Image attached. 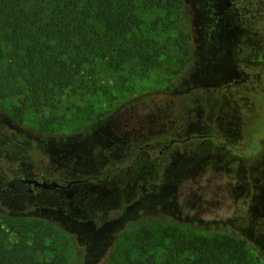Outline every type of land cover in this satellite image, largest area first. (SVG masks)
Returning a JSON list of instances; mask_svg holds the SVG:
<instances>
[{"label": "rangeland", "instance_id": "1", "mask_svg": "<svg viewBox=\"0 0 264 264\" xmlns=\"http://www.w3.org/2000/svg\"><path fill=\"white\" fill-rule=\"evenodd\" d=\"M199 3V60L185 76L175 74L178 65L172 50L151 69L137 62L120 69L99 64L95 76L85 78L76 93L59 91L52 107L42 106L41 113L26 108L27 124L19 126L4 118L5 127L36 143L31 160L22 162L29 171L45 169L52 176L63 172L66 179H81L102 174L111 162L144 156L137 179L121 187L122 201L128 205L119 206V212L108 211L112 218L101 226H97L100 220H79L78 206L71 208L73 216L53 207L52 201L40 200L44 205L27 213L53 218L76 231L89 246L93 264L111 251L112 262L125 261V250L131 246L126 239L135 236L128 223L141 212L187 222L198 230L189 235L236 234L248 241L253 264H264V63L255 58L264 56V48L257 53L258 45L253 46L248 66L240 63L245 29L236 8L230 0ZM1 99L7 116L14 114L18 98ZM129 117L135 122L140 117L139 127H126ZM42 130L48 135L35 132ZM54 133L65 136L55 138ZM146 142L152 146L140 150ZM117 168L126 170L122 164ZM128 178L125 175L122 181ZM115 185L116 181H83L71 192L107 196L120 189ZM25 207V203L11 205V215ZM151 229H138V235L153 233ZM177 235L151 234L157 244L149 253L164 259ZM129 252L139 255L138 248Z\"/></svg>", "mask_w": 264, "mask_h": 264}, {"label": "trees", "instance_id": "2", "mask_svg": "<svg viewBox=\"0 0 264 264\" xmlns=\"http://www.w3.org/2000/svg\"><path fill=\"white\" fill-rule=\"evenodd\" d=\"M230 2L245 29L239 58L248 66L255 50L260 53L264 48V43H259L264 42V0ZM199 12V0H0V101L7 96L20 102L10 116L7 107L0 106V264H93L89 246L76 231L53 218L27 213L41 205L40 200L52 201L53 207L60 206L73 216L71 208L78 206L82 212L79 220H100L97 226H101L112 218L108 211L119 212V206L128 205L122 201L121 190L130 179H137L135 173L141 172L144 162L139 153L128 162L107 164L102 174L81 179H66L63 172L52 176L45 169L29 171L22 162L27 157L31 160L36 143L23 132L5 127L4 118L19 126L27 124L26 108L41 113L42 106L52 107L59 91L76 93L85 78L95 76L99 64L120 69L137 62L151 69L172 50L171 57L178 65L175 74L190 73L197 66L202 44ZM257 57L263 64L264 56ZM35 132L48 135L47 130ZM121 164L126 169L123 173L116 171ZM24 173L52 179L64 187L21 189L17 180ZM125 175L130 178L124 182ZM71 181L76 182L67 185ZM83 181H116L120 189L107 196L96 192L72 195L74 185ZM22 203L27 207L11 215L10 206ZM128 227L135 236L126 240L130 248H138L139 255L133 256L128 248L124 262H112L111 251L94 264H253L248 241L236 234L189 235L198 230L157 212H141ZM147 227L156 237L159 233L178 234L164 259L149 253L152 244H157L150 238L151 231L138 235V229ZM12 235L17 239L12 240Z\"/></svg>", "mask_w": 264, "mask_h": 264}, {"label": "flooded vegetation", "instance_id": "3", "mask_svg": "<svg viewBox=\"0 0 264 264\" xmlns=\"http://www.w3.org/2000/svg\"><path fill=\"white\" fill-rule=\"evenodd\" d=\"M140 120H141V118L140 117H138V120L135 122V120H133V118H131V117H129V122L131 123V124H127L126 125V127H139L138 125H136V123H138V122H140ZM175 140L173 139L172 141H171V144L174 142ZM152 145H151V143L150 142H146L144 145H141V146H139L140 147V150H143V149H146V148H148V147H151ZM168 145H166L165 147H163V149L164 148H166ZM163 149L162 150H160V153L163 151ZM23 178H37V179H39V180H44V178H42V177H40V176H37L36 174H23V176H22ZM21 179V177L20 178H18V180H17V182L19 183V185L17 186V187H21V189H28L30 192L33 190V189H35L36 187H39V186H35L34 184H30V185H27L25 182H23V181H21L20 180Z\"/></svg>", "mask_w": 264, "mask_h": 264}, {"label": "water", "instance_id": "4", "mask_svg": "<svg viewBox=\"0 0 264 264\" xmlns=\"http://www.w3.org/2000/svg\"><path fill=\"white\" fill-rule=\"evenodd\" d=\"M21 181L25 182L27 185L34 184L35 186L43 187L46 189L56 188V187H64V185L60 184L57 181H46V180H39L37 178H21ZM76 181H71L67 185H70Z\"/></svg>", "mask_w": 264, "mask_h": 264}]
</instances>
